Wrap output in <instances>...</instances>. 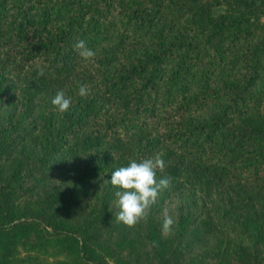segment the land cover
Here are the masks:
<instances>
[{"label":"trees","instance_id":"trees-1","mask_svg":"<svg viewBox=\"0 0 264 264\" xmlns=\"http://www.w3.org/2000/svg\"><path fill=\"white\" fill-rule=\"evenodd\" d=\"M261 15L264 0H0V264H264ZM86 153L70 189L34 191ZM157 154L170 187L146 221L118 224L111 172ZM103 170L85 210L77 193ZM196 191L198 226L185 212L162 232V200Z\"/></svg>","mask_w":264,"mask_h":264},{"label":"clouds","instance_id":"clouds-1","mask_svg":"<svg viewBox=\"0 0 264 264\" xmlns=\"http://www.w3.org/2000/svg\"><path fill=\"white\" fill-rule=\"evenodd\" d=\"M74 48L85 61H90L95 56V52L87 47L84 40L77 41ZM39 74H44L42 67L39 69ZM88 93L89 89L85 85L79 86L80 96H87ZM51 103L59 113L63 114L69 110L72 102L65 96L63 90H59ZM164 167L161 155L157 154L139 161L133 159L126 167H119L111 172V179L107 180V183L118 189L115 192L117 197L115 205L118 209L115 220L118 224L131 228L142 220H147L151 207L157 202L161 192L168 189L171 184L170 177H157V172H162ZM173 224V218L165 213L162 232H170Z\"/></svg>","mask_w":264,"mask_h":264},{"label":"rangeland","instance_id":"rangeland-1","mask_svg":"<svg viewBox=\"0 0 264 264\" xmlns=\"http://www.w3.org/2000/svg\"><path fill=\"white\" fill-rule=\"evenodd\" d=\"M223 6L217 5L212 8L213 12L219 13L222 10ZM263 15V14H262ZM261 15V18L264 16ZM9 105L8 101H1L0 102V112L7 108ZM204 115V114H202ZM91 155L89 153L83 154L82 156L78 157L77 159L67 162L63 165H59L56 168H52L47 170L44 173L45 182L44 186L36 185L34 191L36 193H40L42 189H51L54 187L66 188L70 189V186L73 182V179L79 173H83L91 167L92 161ZM93 164V163H92ZM109 177V173L106 170L101 171L91 182V186L88 191L83 192V188L77 193L78 196V203H86L84 207L85 210L91 207L92 202H98L99 199L98 194L102 189L101 183L102 181L106 180ZM226 182V181H224ZM226 184V183H225ZM223 189V188H220ZM252 191V190H251ZM198 193V194H197ZM202 192L196 191L193 195H188L185 199L177 194H173L170 198L165 197L162 202L160 203V209L157 211V217L163 221L164 214L167 213L170 215L174 222L178 216V214L189 212L192 215V226L199 224L201 222V216L203 213L208 212V203H210V199L218 197V188L214 191L209 192L208 197H206ZM221 196V195H219ZM260 199V196H258ZM117 197L114 195L108 202H107V209L111 210V216L113 220H115V213L118 211L115 207V201ZM240 201V199H234L233 201ZM262 200V199H261ZM252 203H257L256 198H252ZM238 209V208H236ZM111 217V218H112ZM110 218V221H111ZM112 220V221H113ZM174 225V224H173ZM172 225V226H173ZM191 226V227H192Z\"/></svg>","mask_w":264,"mask_h":264}]
</instances>
